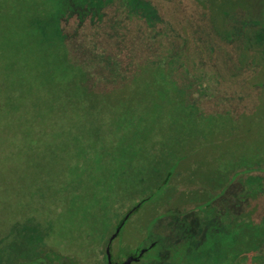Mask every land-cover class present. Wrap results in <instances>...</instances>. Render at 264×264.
Instances as JSON below:
<instances>
[{
  "label": "rangeland",
  "instance_id": "rangeland-1",
  "mask_svg": "<svg viewBox=\"0 0 264 264\" xmlns=\"http://www.w3.org/2000/svg\"><path fill=\"white\" fill-rule=\"evenodd\" d=\"M149 1L188 49L169 65L183 64L187 72L178 71L172 82L167 76L135 78L141 62L134 54L144 53L147 42L129 27L116 46L121 61L131 65L133 91L161 85L170 95L180 84L196 93L192 81L199 78L210 102L191 110L181 107L186 99L174 107V100H157L155 109L168 120L154 122L162 131L150 141L166 166L178 164L169 185L128 202L115 204L106 192L112 172H105L100 142L90 145L83 127L72 132L71 124L28 120L35 118L34 106L50 101L59 80L0 31V264H119L128 255H137L138 264H264V197L233 221L239 226L230 225L224 239L219 220L200 213L234 182L264 175V0ZM133 12L156 20L141 0ZM258 22L263 27L254 36L250 27ZM158 41L165 44L167 37ZM109 84L121 96L120 79ZM177 112L191 115L175 119ZM141 199L112 239L118 220ZM225 207L232 215L242 212L230 202Z\"/></svg>",
  "mask_w": 264,
  "mask_h": 264
},
{
  "label": "trees",
  "instance_id": "trees-1",
  "mask_svg": "<svg viewBox=\"0 0 264 264\" xmlns=\"http://www.w3.org/2000/svg\"><path fill=\"white\" fill-rule=\"evenodd\" d=\"M141 1L154 12L155 21L133 12L135 0H0V31H8V40L21 43L23 48L19 52L25 51L31 58L38 59L39 65L40 59L42 64L48 66V75L59 80L50 101L32 106L35 118L28 120L71 124L75 126L68 129L72 132L83 127V138L88 139L90 145L100 142L99 154L105 160V172L110 170L113 175L106 192L115 199V204L128 202L140 194L142 197V192L149 189L165 188L172 180V169H176L178 161L173 167L168 161L166 166L167 160L155 155L159 152L154 149L157 144L150 141L151 138L160 137L162 131V128L155 127L154 122L168 120L155 109L159 105L157 100H174L171 103L174 107L182 105L179 102L186 99L188 103L181 107L186 106L191 110L195 106L200 107V103L210 102V96L202 84L205 81L199 78L192 81L197 86L196 93L180 84L179 89L170 91V95L165 90L167 87L161 85L150 89L141 84L138 92L133 91L130 85L134 82L133 75L131 77L129 74L131 65L121 61L118 57L119 46H116V41L127 34L129 27L134 28L147 42L144 53L134 54L135 59L141 62L135 78L153 80L167 76L172 82L175 81L174 77L179 76L178 71L187 72L183 64L171 66L169 63L181 52L187 55L188 49L185 50L184 45L178 43L181 39L173 35L170 22H163L152 2ZM257 24L250 27L254 36L263 27H260V22ZM156 31H161V34L150 38L149 35L156 34ZM164 36L167 37L165 44L158 41ZM116 78L120 79L121 96L119 92V95H115L117 90L108 85L110 79ZM105 85H108V93L104 90ZM116 101L119 102V110L116 109ZM58 108L61 113L55 117ZM182 114L185 117L191 115L189 112H177L174 117L172 113L175 119ZM70 131L66 132L65 137L69 136ZM164 151L160 150L161 153ZM164 169L167 171L162 174ZM263 197L264 175L251 174L245 181L234 182L231 189L221 191L200 213L204 220H219L224 239L229 226L235 224L233 221L246 216L249 206L262 203ZM143 202L145 199L139 200L136 207L130 208L118 220L112 230V239L116 238L120 227ZM228 202L240 207L242 212L232 215L225 207ZM192 214L195 216V213ZM207 243H211V240H207ZM185 244L188 247V243ZM173 249L174 246L169 251ZM139 262L137 255H128L119 264ZM24 264L58 263L40 259Z\"/></svg>",
  "mask_w": 264,
  "mask_h": 264
}]
</instances>
